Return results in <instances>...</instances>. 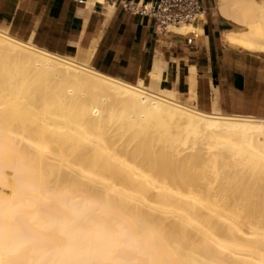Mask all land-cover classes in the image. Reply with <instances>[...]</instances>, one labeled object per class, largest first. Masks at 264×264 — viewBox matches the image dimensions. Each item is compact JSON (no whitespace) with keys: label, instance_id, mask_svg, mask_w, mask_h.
Returning <instances> with one entry per match:
<instances>
[{"label":"bare ground","instance_id":"bare-ground-1","mask_svg":"<svg viewBox=\"0 0 264 264\" xmlns=\"http://www.w3.org/2000/svg\"><path fill=\"white\" fill-rule=\"evenodd\" d=\"M219 2L246 27L227 44L264 52V0ZM197 23L172 28L196 37ZM187 102L0 29V264H224L250 249L216 234V216L241 228L209 178L264 177V119Z\"/></svg>","mask_w":264,"mask_h":264},{"label":"crops","instance_id":"crops-1","mask_svg":"<svg viewBox=\"0 0 264 264\" xmlns=\"http://www.w3.org/2000/svg\"><path fill=\"white\" fill-rule=\"evenodd\" d=\"M122 1L0 0V29L106 74L174 91L204 110L264 119V52L222 44L211 0H203L207 45L180 37L172 46L170 35L157 37L151 19Z\"/></svg>","mask_w":264,"mask_h":264},{"label":"rangeland","instance_id":"rangeland-1","mask_svg":"<svg viewBox=\"0 0 264 264\" xmlns=\"http://www.w3.org/2000/svg\"><path fill=\"white\" fill-rule=\"evenodd\" d=\"M219 4V6H218ZM220 10V2L219 0H211V8H210V14L209 16L215 20V26L220 32V37H221V43L235 48V49H242L239 47H234L232 45L227 44V42L224 40V30L227 28L232 27V22L229 19H226L223 17ZM205 22L206 20H201L199 21L196 25L198 26L199 29L196 31V38L194 41L196 43H201L202 45H207L208 43V38L206 37V32H205ZM239 30H244L246 29L245 26H237L235 27ZM173 29V28H172ZM174 31V29H173ZM176 31V30H175ZM181 37H194L193 33H188L184 36ZM180 100V99H179ZM182 102H187L186 100ZM189 104H192L190 102H187ZM9 173V174H7ZM12 171L7 168L6 169V174H7V180L12 179L13 174L11 175ZM9 175V176H8ZM257 180V179H256ZM255 179H251L249 176V171L246 169L239 173L238 176L232 175L229 178H223V179H215L214 176L210 174L209 181H211V187L213 189L211 190L213 194L216 196V201L217 203H223L222 206V213H225L226 211L224 208L225 206V201L228 199L234 198V203L230 206L231 211L235 212V214L230 215L231 221H234L239 223V227L241 230H237L235 224L230 223V221L226 220L227 216H222V217H215L216 221V234L219 235V237H222L224 240H235L242 242L243 244H246L250 246V249H236L238 253H231L230 251L224 252V264H259L257 263L256 260L251 257L256 256L255 258H259L257 255L262 256L264 254V235L262 237L261 232L264 230V204L261 205V200L262 197L261 195L264 193V177L258 181ZM12 181V180H10ZM222 193H221V192ZM11 192V187L9 186H4L0 185V196H9ZM206 192V191H205ZM223 194V196L221 194ZM218 194V196L216 195ZM219 194L222 196H219ZM221 199V200H220ZM261 199V200H260ZM224 207V208H223ZM221 208V207H217ZM253 213V218L257 220V224L260 228L255 227V228H250L246 224L242 222L243 218L248 216L250 213ZM253 231V232H252ZM243 232H249L251 234H243ZM257 232V233H256ZM214 245V244H213ZM210 246L211 248L215 249L213 253H215L217 247L215 246ZM248 246V248H249ZM252 248H255L256 251H254V254L251 253L253 251ZM250 250V252L248 251ZM257 252V254L255 253ZM259 252V254H258ZM260 252L262 255H260ZM212 253V254H213ZM216 254V253H215ZM251 254V255H250ZM202 257V256H201ZM204 259V258H201Z\"/></svg>","mask_w":264,"mask_h":264},{"label":"built area","instance_id":"built-area-1","mask_svg":"<svg viewBox=\"0 0 264 264\" xmlns=\"http://www.w3.org/2000/svg\"><path fill=\"white\" fill-rule=\"evenodd\" d=\"M124 9L151 19L157 37L170 35L168 45L172 46L176 38H180L173 26L183 23H196L204 19L206 7L203 0H154L143 3L137 0H123ZM192 43L194 37H184Z\"/></svg>","mask_w":264,"mask_h":264}]
</instances>
